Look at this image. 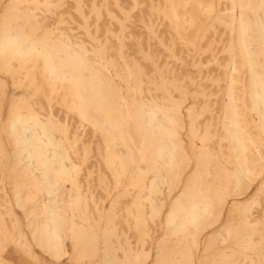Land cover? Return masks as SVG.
Instances as JSON below:
<instances>
[{"label": "bare ground", "instance_id": "obj_1", "mask_svg": "<svg viewBox=\"0 0 264 264\" xmlns=\"http://www.w3.org/2000/svg\"><path fill=\"white\" fill-rule=\"evenodd\" d=\"M257 136L264 0H0V264H264Z\"/></svg>", "mask_w": 264, "mask_h": 264}, {"label": "rangeland", "instance_id": "obj_2", "mask_svg": "<svg viewBox=\"0 0 264 264\" xmlns=\"http://www.w3.org/2000/svg\"><path fill=\"white\" fill-rule=\"evenodd\" d=\"M255 129V128H254ZM256 133V132H254ZM264 139V136H263ZM257 140H259L258 142L254 143V146L256 148V150L259 151V153H262L264 151V140H262V137L257 136Z\"/></svg>", "mask_w": 264, "mask_h": 264}]
</instances>
